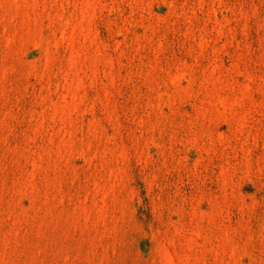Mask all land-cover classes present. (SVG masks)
<instances>
[{"label":"rangeland","instance_id":"obj_1","mask_svg":"<svg viewBox=\"0 0 264 264\" xmlns=\"http://www.w3.org/2000/svg\"><path fill=\"white\" fill-rule=\"evenodd\" d=\"M0 264H264V0H0Z\"/></svg>","mask_w":264,"mask_h":264}]
</instances>
